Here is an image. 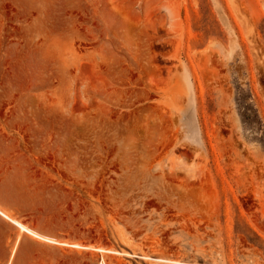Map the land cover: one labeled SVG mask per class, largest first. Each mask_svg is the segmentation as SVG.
Returning a JSON list of instances; mask_svg holds the SVG:
<instances>
[{
  "label": "rangeland",
  "instance_id": "374dc122",
  "mask_svg": "<svg viewBox=\"0 0 264 264\" xmlns=\"http://www.w3.org/2000/svg\"><path fill=\"white\" fill-rule=\"evenodd\" d=\"M0 205L118 252L0 264H264V0H0Z\"/></svg>",
  "mask_w": 264,
  "mask_h": 264
},
{
  "label": "bare ground",
  "instance_id": "6f19581e",
  "mask_svg": "<svg viewBox=\"0 0 264 264\" xmlns=\"http://www.w3.org/2000/svg\"><path fill=\"white\" fill-rule=\"evenodd\" d=\"M0 216L2 218L6 219V220H9V221L13 222L17 226V228H18V238H17V240L24 233V231H26V232H28L29 234H31L32 236H34L36 238H39L41 240H45L47 242H52V243H55V244H59V245H66V246H71V247H76V248H83V249L91 248L93 250L100 251L102 253H114V254L118 253L117 251H115L113 249H109V250H105V249H102V248L96 249L94 247H88V246H84V245L78 244V243H69V242H64V241H58V240L53 239V238L42 236L39 233L30 230L27 226H25L24 224L20 223L19 221L15 220L13 218L12 213L10 211H8V209L2 207L1 205H0ZM13 249H14V247H13ZM13 249H12V251H14ZM99 264H107V263H106L105 259L102 258V260H100Z\"/></svg>",
  "mask_w": 264,
  "mask_h": 264
}]
</instances>
